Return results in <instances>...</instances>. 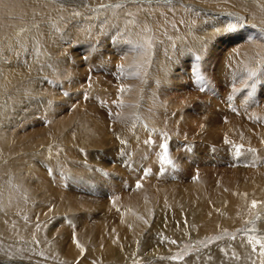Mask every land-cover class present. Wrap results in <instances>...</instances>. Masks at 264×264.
Listing matches in <instances>:
<instances>
[{"label": "bare ground", "instance_id": "1", "mask_svg": "<svg viewBox=\"0 0 264 264\" xmlns=\"http://www.w3.org/2000/svg\"><path fill=\"white\" fill-rule=\"evenodd\" d=\"M112 1L120 0H0V256L23 258L41 264H84L85 261L86 264H138L141 258L146 262L151 260L149 264H173L168 256L188 235L190 241L197 244L198 240L209 243L214 233L242 227V239H226L210 249H203V245L198 244L199 252L180 264H264V103L259 102L258 97L249 100L247 105L241 104L242 108L236 106L235 101L230 102L225 106L226 113L238 112L246 116V121H232L221 129L213 127L208 121L191 125L180 121L189 114L186 110L175 114L176 107L170 115L154 106L151 109L146 107L147 101L153 99L148 94L156 91L163 96V87L168 86L175 93L184 92L185 88H181L180 84L183 72L174 70L177 66L175 62L179 65L187 63L184 52L190 50L202 56L211 53L213 50L209 43L215 34L229 29L233 31L244 25L234 19L228 20L219 15L220 12H235L233 15L245 17V22L255 23L253 19H264V0H181L182 3L197 5L198 11L208 15H198L180 5L165 6L172 13L167 22L181 16L183 26L177 23L176 28L171 27L174 33L177 32L176 36L168 33L176 38L177 43L174 40L164 44L165 47L159 43L153 50L157 59L152 61L155 64L151 63L147 76H144L145 63L152 60V55L143 58L148 51L135 45L138 43L135 36L139 35L134 36L127 22L122 23L123 19L109 24L103 35L107 38L111 36V42L104 40L100 47L94 49L98 63L108 64L107 55L119 50L121 57L118 56L117 62L114 58L118 54L112 61L109 60L116 63L110 64L111 69L118 66L111 73L116 77L119 74L122 76L124 72L119 68H124L128 73H137L132 80L118 82L122 83L126 93H119L118 99L121 100L116 107V115L108 122V118L104 114L99 115L100 112L92 106L96 105V97L106 93L102 90L105 87L89 89L90 93H94L91 106L68 109L72 98L78 95H71L68 91L84 80L81 77L85 71L91 74L93 64L87 60L91 55L86 58L87 66L80 64V53L74 50L69 52L73 41L70 40V32L58 30L55 25L57 19L63 20L67 11L78 10L80 14L92 12V8L96 10L98 5ZM137 1L128 3L144 2ZM143 16L150 18L145 12ZM161 16L158 14V17ZM148 20L150 24L153 18ZM101 22L106 23V19ZM102 23L96 21L93 25L99 28ZM148 27L146 25L144 28ZM133 31L138 34L142 32L136 27ZM123 32L132 33L122 36L132 39L134 44L122 45L125 43L122 36L124 43L118 44V39L114 37ZM45 39L49 41L45 42ZM183 39L188 42L185 43ZM54 45L62 49L57 51ZM213 46L216 44L213 43ZM243 47L229 50L219 68L229 67L235 70L236 76L244 77L246 71L248 73L244 60L254 57L255 62H264L263 47H258L252 55L248 48ZM78 51L83 50L79 48ZM135 54L138 57L136 62H141H138V68L134 67ZM171 56L174 59L171 60ZM204 62L205 68L213 64L209 60ZM99 64L97 67H102ZM102 76L106 78H98L97 81L111 79V76ZM258 78L264 81V72L260 71ZM252 87L254 91L255 85ZM263 89L258 93L264 94ZM218 107L220 103H214V112ZM44 112L48 114V123L36 119L29 129L20 132L21 122ZM163 113L168 117H163ZM96 116L100 117L98 122L94 119ZM153 116L164 118L163 121L169 126L171 122L176 124L172 126L176 127L172 141L164 139L159 132L154 134L153 128L144 127L143 123L141 125V121L146 122ZM168 125L165 124V127ZM198 126L206 130L202 136L204 138H186L187 134L182 130L189 133ZM142 127L143 131L140 130ZM140 131L143 133L139 136ZM110 134L111 139L108 138ZM114 143L120 145L118 150L108 148ZM165 145L167 153L163 156L160 152L162 149L165 151ZM246 146L250 149L245 150ZM57 149L60 153H57ZM90 149L103 151L95 153ZM148 149L150 153L160 154L159 159L153 162L160 164L163 174L173 175L176 181L182 183L193 176L191 180L197 183L179 185L182 188H175L173 184L163 186L166 189L157 192L159 196L148 200L143 196L140 202L135 198L139 201L142 194L147 193L143 188L141 194L132 199L122 195L126 205L114 203L108 208L113 213L125 214L110 225L111 233L103 231L104 222L103 225H91L88 222L90 213L100 208L95 205L97 203L88 205L84 198L88 190H93L94 196L108 190H102L101 186L102 178L111 170L106 163L128 159L132 169L138 168L141 163L139 165L130 158L137 153L146 158ZM222 160L233 165L231 173L216 168ZM211 166L215 168L208 169ZM199 168L203 170L197 174L195 169ZM111 177L119 178L115 174ZM115 191L112 190L111 195ZM149 191L152 192V189ZM57 194H60L59 198ZM76 201L80 202L77 204ZM253 202L256 203L255 207ZM102 218L106 219L107 216L98 219ZM256 222L257 225H254ZM246 235L258 240L260 245L249 242ZM169 237L176 240L177 247H161L160 243ZM0 264L15 263L0 260Z\"/></svg>", "mask_w": 264, "mask_h": 264}, {"label": "rangeland", "instance_id": "2", "mask_svg": "<svg viewBox=\"0 0 264 264\" xmlns=\"http://www.w3.org/2000/svg\"><path fill=\"white\" fill-rule=\"evenodd\" d=\"M132 1H134V0H132ZM143 1L144 2L139 1L138 3H136L134 5H133V3L131 5H130V3H128V2H131V0L112 1V2H109L106 4L98 5L97 9H99V10H97V9L95 10L92 8V10H91L92 12H85V13L81 12V14H80V12H78V10H76V11L71 10L72 13L65 10L64 12L66 13V11H67L69 14L66 13L64 15L65 17L61 21L59 19H57V21L55 20L56 21L55 28L58 30H61V31L65 30L67 33L69 31L70 33H68V34L70 35V40L74 41V42L72 41V43H71L72 46L69 48L70 49L69 52L74 50V51L79 52L80 55L82 54L81 56L79 55L78 59L81 60V61L80 60L79 61H80V64L83 65V67L88 65V61H90V63L92 62V64H93L92 65L93 68L91 69V74L89 75L88 72L85 71V75L83 77H81L84 80L81 83H78V86L73 88V90L71 89L68 91V93L71 95H75V94L77 95L78 94L77 96L72 98V101H71L72 103H70L69 107H68L69 110L76 107V106H81V107L85 106V108L91 106V104L93 103L92 98L94 96L93 95L94 93H90L89 89L97 88V87H99V88L105 87L102 90H104L106 93L101 97L100 96L96 97L94 100V104H96V105H92V106H93V108H95V110L97 112H100L99 115L104 114L108 118V119L107 118L106 119L109 122V120L114 118L116 115V107L118 106V104L121 100L120 98L118 99V97H120L121 92L126 93V90L123 89V87H122V83L120 84L118 82L122 81V80L129 81V80H132V78L136 76L137 71L128 73L127 71H125L124 68L123 69L119 68V70H122L124 72L122 74V76H124V77H122L120 74L118 75V77H116L114 74L111 73V72H115L114 69L116 68L117 65L115 67H113L114 69H111L112 67H109L110 64H116V63H114V62L110 63V61L113 60V58L116 54L120 53L119 50L118 51L115 50L114 52L112 51V53H109V54H108V52L106 53V55L108 54L106 57V61L108 62V64L107 63H101L102 64L101 65L98 63L97 58L94 54V52H95L94 49L100 47V45H102L104 42H107V43L111 42L110 41L112 38L111 36H110L111 38L110 37L107 38L103 35V33L105 32V29L109 28L108 27L109 24H111L113 22L118 23L117 22L118 19L119 20L123 19L122 23L124 24L126 21L127 24L129 25V26L127 25L128 28L130 27L131 29L134 30L136 27V28H138L139 32L142 30V32H140L139 34L133 30H131V32L134 34V36L139 35V36H135V38H137V42H138L135 44L137 46V48H140V47L143 48L141 50H144V48H145V50L148 51V53H146L143 58H146L147 56L150 57L152 55L151 56L152 60L151 61L149 60L150 62L145 61L146 62L145 63L146 64V66H145L146 71H144L145 72L144 76H147L146 73H147V70L149 69V67L151 66V63L153 65L155 64L152 61L157 59V56L153 50L155 48H157V45L159 43H162L163 47H165L164 44H168V42L171 43L174 40L177 43L176 38H174V36L177 35V32L174 33V31L172 30L171 27L176 28L178 26L177 23L182 24L184 21V19L181 16H178V18H173L170 22H167L170 19L169 17L172 16V13H171L170 8L169 7L167 8L165 6L170 5V6L174 7V6L180 5L181 7L186 8L187 10L189 9V11H194V13H197L198 15H206V14L208 15V13L198 11L199 9H198L197 5H193V4L190 5L189 3H182L181 0L180 1H178V0H146V1L143 0ZM132 6H134V7H132ZM262 9H264V8H262ZM75 12L79 13V14H76ZM120 12L122 15H120ZM143 12L150 15V18L143 16ZM233 13H235V12L222 11V12H220L219 15H223L228 20L234 19L238 22L240 21V22L244 23V25L241 27H238L237 29L233 28V29H235L233 31L231 29H229V30H226V32L223 31L219 34H215L213 39H212L213 41L211 40L212 42L210 41V43H209V44H211L210 46L213 50L211 53L209 52L208 54H204L202 56L201 54L194 53L193 51L188 50L186 53L184 52V54H183L184 58L185 59L187 58L186 60H188L187 63H184L183 65H181V64L179 65L178 63H176L173 60V62H175V65L177 64V66L174 67V70L176 72L179 70H180V72H183L182 74L184 77L181 78L180 84H181V88H185L184 92L180 91L179 93L178 92L175 93V91L172 88H170V90H169L168 86H166V87L161 88L162 91L164 92L163 96L161 94H158L156 91L153 93H149L148 96L152 97L153 99L151 98L152 100L147 101V104H146L147 108L151 109L154 106L156 108H159V110H164L165 112H167L168 115H170L171 110L176 107L177 109H176L175 114H179L182 110L183 111L186 110L185 112H187V114H189L187 118H185L184 120L180 119V121H186L190 125L193 123H196V122L208 121L209 123L212 124L213 127L221 129L224 126H227L228 124H230L232 121H238V122L246 121L244 119V117H246V116L240 115V114H238V112H236V113L234 112L232 114L226 113V111H225L226 107L228 106V104L230 102L235 101L236 102L235 105L236 106L239 105V107L242 108L241 104L247 105L249 100L258 97V101L264 103V94L258 93V92L261 93V88L264 87V81H262L261 79L258 78V76L260 75V71L264 72V62H255L256 60H254V57H251L252 60L251 59L244 60L245 59L244 58L243 60L246 63L245 66L247 67L246 70H248V73L246 71V75L244 77L236 76L235 70H233L229 67H227V69H224V67L219 68V66L222 65L221 63H223L222 60L225 58L227 52L231 49H234L235 47L239 48L240 46L241 47L244 46L245 49L248 48V52L250 55L255 54L258 47L260 49H262L261 47L264 48V19H253V21L255 23H250V22H245L246 21L245 17L243 18V16H241V15L236 16V14L233 15ZM67 14L69 15V17ZM158 14H162V16L158 17ZM231 15H233V16H231ZM127 17H129V19ZM146 18H147V22H145ZM151 18H153V21L150 23L151 25H153L152 27H150L149 20H148ZM105 19H106V23H102L101 21L105 20ZM96 21H100V23H102L101 26H99V28H96V27H98L97 24H96L97 25L96 27H94V25H93V24H95ZM79 23H80V25H78ZM146 25H148L149 27L144 28V27H146ZM182 26H183V24H182ZM100 29H101V31H100ZM151 31H152V33H151ZM132 33H130V34H132ZM168 33L174 34V36L171 37L168 35ZM127 34L130 35L129 33L125 34L123 32V34L120 33V34L115 35L114 38H115V40L118 39V44H120V45H121V43H124V41H125V43L122 45H125V44L128 45V43L131 45L132 39L130 40V38H128L126 36H122V35H127ZM142 35H144V36H142ZM121 36L124 37V41H122ZM151 36H152V38H151ZM51 38H53V37H51ZM45 40H46L45 42L49 41V39L48 40L45 39ZM183 40H185L184 41L185 43L188 42V40H186V39H183ZM213 43H215L216 46H213ZM132 44H134V42ZM54 48L57 51L62 49L61 47H58L56 45H54ZM79 48L83 51H78ZM167 49H168V47H167ZM118 56L121 57V55L118 54L117 57L114 58V60L116 59V62H117ZM87 57H89V59ZM171 57H170L171 60L174 59L173 56H171ZM86 58L88 61L86 60ZM94 58H96V59H94ZM137 58H138L137 54H135V58L133 59L135 68H138V62H139V64H141L140 61L136 62ZM82 59H85L87 62H85ZM205 60H209V61L213 62V64L210 67L208 66L207 68H205V65H206V63L204 62ZM82 61H83V63H82ZM97 64H99L102 67H97ZM143 65H144V63H143ZM158 66L161 67L162 70L165 69L164 66L163 67L161 65H158ZM250 66H252L253 68ZM120 67H122V66H120ZM134 67L132 66V68H134ZM152 69L154 70V68H152ZM116 70H117V68H116ZM108 71H110V72H108ZM154 72H156V71L154 70ZM253 73H254V75H253ZM98 75H101V76H98ZM102 75L111 76L110 77L111 79H109V81L106 79H102L103 81L101 80L100 82H99V80L97 81L98 78H106L105 76H102ZM148 79L150 80V78H148ZM54 82H58V81L54 80ZM100 83H102L104 85H100ZM117 85H119V86H117ZM254 85L256 87L254 89L255 92L253 91V87H252ZM128 89H130V88H128ZM160 93H162V92H160ZM143 94H144V92H143ZM141 98H143V97H141ZM212 101L214 103H217V105L220 103V107L217 108L216 112H214V103ZM89 102H91V103H89ZM210 102L212 104H210ZM86 103H88L87 104L88 106L86 105ZM246 109L248 111H253L250 108H246ZM153 112H155V111H153ZM105 116H103V118H105ZM162 116L168 117L165 113H163ZM157 117H159V116H157ZM99 118L100 117L96 116L94 119L98 122ZM36 119H38V120L43 119L42 122L44 124L48 123V121H49V117H48V114H46V112H44L42 114H38L34 118L31 117L29 120H27L25 122H21L20 132L22 133L26 129H29L31 127V125L34 124ZM163 119L155 118V116H153L152 118L150 117V118L146 119V122L141 121V125L144 124L143 125L144 127L147 125L146 127L153 128L154 134L159 132L158 134L163 135L162 137L164 139L172 141L171 139L173 138V135H174L173 133L175 132L174 130L176 128V127H172V126H175L176 124L175 123L173 124V122H171L170 123L171 128H169L170 126L166 123V121H163ZM92 121H93V118H92ZM170 121H171V119H170ZM102 122H103V120H102ZM96 124L100 125V123H96ZM165 124L168 125L169 127L168 126L165 127ZM140 130L143 131V127L140 128ZM141 131L139 132V136L141 135V133H143ZM182 131L187 134L186 138H188V139H194V137L195 138L198 137V138H201V140H202L204 138V137L202 138V136H203V134H205L206 130L204 128H202V126H198V127H194V129H192V132H189V133L186 130H182ZM108 132H109V130H108ZM216 133L218 134V136H220L219 132H216ZM111 137H112V135L110 134L108 138L111 139ZM182 139L183 138H181L180 140H182ZM209 142H211L210 139H209ZM212 142H215V141L213 140ZM119 146H120L119 144L114 143L111 146H109L108 148H110L111 150H118ZM244 149L249 150L250 148H248L246 146V148L244 147ZM263 150H264V147H263ZM56 151H57V153H60V151L58 149ZM102 151L103 150H99V149H90V152H95V153L96 152L101 153ZM104 151H106V150H104ZM148 151H149L148 152L149 155L147 154L146 158L144 157V155L141 156V154H138V153L130 158L135 163L139 162V165L141 163V165L138 168L132 169L131 168L132 164L130 163L131 161L128 159H126L124 162H121L123 160L122 159L121 161H119V163H117V162H114L110 158V160H112V161H109L108 163H106V165L109 166V168H111V170L109 171V173H107L105 175V177L102 178L101 186L103 185L102 190H103V188H105V189H108L109 191L104 190L102 195L100 194V196L99 195L94 196L93 195L94 193H92L93 190H88L89 192L86 193V198H84V201L86 200L85 203H87L88 205L92 204V206H93V204L97 203L95 205L100 208V209L90 213L91 218L88 219V222L91 223V225H97V223H100L101 225L104 224V227H103L104 230L103 231L105 233L106 232L111 233L112 228H110V225L113 224V222L118 221L120 217L125 216V214H122L120 212L113 213L108 208L110 206H112L114 203H118L120 206H124L123 204H125V202L122 200V197H123L122 195L127 196V198H129V199L130 198L132 199L134 197H137L138 194H141V190L143 188V189L147 190V193H143L142 196L139 198V201H138V199L135 198V201L140 202V200H141V198H143V196L147 200L150 197L159 196L157 194V192L160 193V191L164 190V188L167 187L168 185L170 186L173 184L175 186V188H182V186H185L187 184L193 185V184L197 183L196 180H191L193 176H191V179H189V178L185 179V181H183V183L176 181V178L173 175L172 176H166V173L163 174V172H161L160 164L159 163L155 164L153 162L154 160L159 159L160 154L165 156V154L167 153L166 150L163 151V149H162L160 154L155 153V152L150 153L151 152L150 149H148ZM168 154L170 155V153H168ZM137 155H140V157H138ZM139 158L140 159L142 158V159L140 160ZM136 159H138V160H136ZM221 162L222 163H218L219 165L216 166V168L218 170L226 169L227 172L231 173V171L234 169L233 165L230 162H226L224 160H222ZM259 166H260V164H259ZM209 168H215V166L208 167V169ZM195 170H196L197 174H199L202 172L203 169L201 170L199 168V169H195ZM136 173H138V174L134 175ZM110 174H112V175L115 174L116 176H119V178H114V179L112 177L110 178V176H112ZM162 174H163V176H162ZM107 175H110V176H108L109 178L107 177ZM192 175H194V174H192ZM144 179H146V180H144ZM105 180H107V181H105ZM109 181H111V182H109ZM138 184L140 185V187H137ZM145 185H148V186L150 185L152 187L147 188V187H145ZM179 185H182V186H179ZM163 186H165V187H163ZM139 189H140V191H139ZM149 189L150 190L152 189V192H150ZM112 190L113 191L117 190L115 192L116 193L118 192V193L111 195L113 193ZM107 193H109V194H107ZM59 195L58 194L56 195L57 198H59ZM92 197L93 198L96 197V198H94V200H93ZM116 197L119 198V200ZM115 199H116V202H114ZM160 199L162 200L163 198H160ZM79 202H77V204ZM161 202H164V200L160 201V203ZM119 214H120V216H119ZM103 215L107 216V218L106 219L102 218L101 220H99L98 218L102 217ZM254 219H256V218H254ZM102 222H104V223L102 224ZM108 222H110V223H108ZM257 222L260 223L259 220H257ZM257 222L254 223V225H257ZM246 226L248 227V224ZM248 228H249L248 230H250V227H248ZM105 229H106V231H105ZM241 231H243L242 227H240L234 231L224 229L220 233L212 234L211 237L213 240L211 242L208 243L207 241L198 240V242H199L198 244H202L204 247L202 246L201 248H203V249L214 248V246L218 245V243H221L222 241H224L226 239L229 241H236L238 239H242L241 237L243 235L240 234ZM221 235H224V237L220 238ZM187 237H188L187 239L181 240V243H180L179 247L176 248L175 252H173V254L170 257L168 256L169 262H171L173 264H180V263L187 261V259H189V257L195 256L196 252H199L198 251L199 245L192 240L190 241L189 235ZM245 238H247V240H249V242H251V243L253 242L255 245H260L259 241L254 239V238L248 237L247 235ZM173 241H175V243H173ZM160 244H161V247H164L166 249L170 248L172 246H173V248L178 246V244L176 243V240H172L171 237L163 240ZM175 244H177V245H175ZM97 249H102V248L98 247ZM162 258L164 259V257H161V259ZM165 259H167V258L165 257ZM0 260H3L4 262H9V263H15V264H33V263L34 264H38V263L41 264L40 262L35 261L36 262L35 263L33 260H27V259H23V258H13V257L12 258H7V257L5 258L2 255L0 256ZM140 260L141 261L138 264H149L150 262H152L151 260L146 262L143 260V258H141ZM11 261H13V262H11ZM26 261H27V263H26ZM83 263L86 264V261ZM42 264H44V263H42Z\"/></svg>", "mask_w": 264, "mask_h": 264}, {"label": "snow or ice", "instance_id": "3", "mask_svg": "<svg viewBox=\"0 0 264 264\" xmlns=\"http://www.w3.org/2000/svg\"><path fill=\"white\" fill-rule=\"evenodd\" d=\"M253 75H254V73H253ZM164 147H165V150H167V145H165ZM253 151H255V150H253ZM137 187H140V185L138 184ZM255 206H256V203L253 202V207H255ZM173 243H175V241H173Z\"/></svg>", "mask_w": 264, "mask_h": 264}]
</instances>
